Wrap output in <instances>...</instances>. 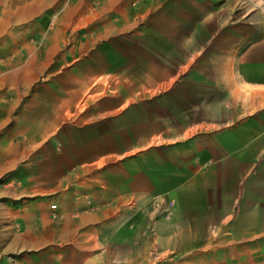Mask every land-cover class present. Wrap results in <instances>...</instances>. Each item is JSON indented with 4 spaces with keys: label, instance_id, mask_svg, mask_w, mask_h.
Instances as JSON below:
<instances>
[{
    "label": "crops",
    "instance_id": "crops-1",
    "mask_svg": "<svg viewBox=\"0 0 264 264\" xmlns=\"http://www.w3.org/2000/svg\"><path fill=\"white\" fill-rule=\"evenodd\" d=\"M203 1L0 0V32L17 16H63L82 31L62 37L97 41L163 14L197 38ZM256 22L226 30L255 39L238 53L243 67L264 65V9ZM103 99L62 133L0 126V264H147L154 246L177 247L179 264H264V109L195 98L157 112L152 97L156 117L140 120L138 106Z\"/></svg>",
    "mask_w": 264,
    "mask_h": 264
},
{
    "label": "rangeland",
    "instance_id": "rangeland-1",
    "mask_svg": "<svg viewBox=\"0 0 264 264\" xmlns=\"http://www.w3.org/2000/svg\"><path fill=\"white\" fill-rule=\"evenodd\" d=\"M226 2L203 1L201 30L207 36L197 38L180 37L182 24L166 22L163 14L97 41L62 37L82 31L81 23L63 16L41 24L17 16L0 32V126L27 133L35 122L43 135L50 129L62 133L72 112L105 105L106 96L121 98L123 110L138 106L140 120L195 98L216 110L264 109V99H257L264 95V65L243 67L238 54L255 39L226 36L231 27L238 34L248 26L257 31L264 8L258 0ZM243 14L249 15V25L241 23ZM152 97L157 112L147 102ZM146 259L147 264H179L177 247L164 252L154 246Z\"/></svg>",
    "mask_w": 264,
    "mask_h": 264
},
{
    "label": "built area",
    "instance_id": "built-area-1",
    "mask_svg": "<svg viewBox=\"0 0 264 264\" xmlns=\"http://www.w3.org/2000/svg\"><path fill=\"white\" fill-rule=\"evenodd\" d=\"M166 207H167V208H170V207H171V203H169V202L166 203ZM49 209L52 211L51 214H50L51 218H54L55 216H54V212H53V210L55 209V206H54V205H50V206H49Z\"/></svg>",
    "mask_w": 264,
    "mask_h": 264
}]
</instances>
